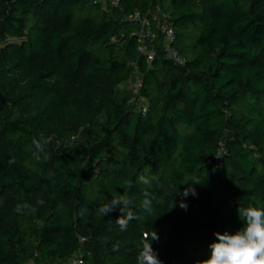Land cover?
Returning <instances> with one entry per match:
<instances>
[{"label": "trees", "instance_id": "obj_1", "mask_svg": "<svg viewBox=\"0 0 264 264\" xmlns=\"http://www.w3.org/2000/svg\"><path fill=\"white\" fill-rule=\"evenodd\" d=\"M106 1L0 0V264H136L149 229L163 264H196L264 208V0ZM135 12L167 18L182 64L155 28L148 62ZM117 193L126 231L96 211Z\"/></svg>", "mask_w": 264, "mask_h": 264}, {"label": "clouds", "instance_id": "obj_2", "mask_svg": "<svg viewBox=\"0 0 264 264\" xmlns=\"http://www.w3.org/2000/svg\"><path fill=\"white\" fill-rule=\"evenodd\" d=\"M48 140L44 137L33 138L32 144L37 153L44 152ZM13 161H10L12 163ZM138 181L149 184L150 180L144 176L138 177ZM199 182L198 180H195ZM191 191L195 195V189H185L184 196ZM179 190L176 195H179ZM140 207L151 213L152 204L155 197L145 191ZM38 205H43V200H37ZM133 201L126 194L117 193L109 200L101 204L96 211L102 216L108 215L111 211L119 209L121 215L115 223L121 231H126L128 224L133 220H139L140 217L132 210ZM175 205H173L174 207ZM179 206L187 210V204L180 201ZM19 214L34 213L37 208L27 201L18 203L14 209ZM86 211V210H83ZM240 220L243 221V227L229 233L227 231L214 233L216 240L209 245L211 249L210 256L205 260L197 261L196 264H264V208L253 206L239 207L237 209ZM158 234L149 229V232L142 240V246L136 257V264H163L159 259L158 253L152 247V242L158 240Z\"/></svg>", "mask_w": 264, "mask_h": 264}, {"label": "built area", "instance_id": "obj_3", "mask_svg": "<svg viewBox=\"0 0 264 264\" xmlns=\"http://www.w3.org/2000/svg\"><path fill=\"white\" fill-rule=\"evenodd\" d=\"M95 2H99L102 4L103 8L106 6V0H94ZM109 3L111 5H117L118 0H110ZM130 19L134 21H138L140 23V32L138 34V50L141 54L146 55L148 62H151L154 59L155 51L152 48H148L147 41L152 39L154 36V29L158 30L159 34L163 35L165 40V51L166 57L176 63L182 64L183 59L178 55V53L171 47L172 42L174 41V29L170 26L167 21V18L164 15H159L158 13H154L151 16L144 15L141 16L138 12H135ZM136 79V85L133 89L134 93H137L139 88L141 87V80L138 78V75L134 76ZM146 111L144 107L142 109ZM80 260L77 255H73L66 263L64 264H79Z\"/></svg>", "mask_w": 264, "mask_h": 264}, {"label": "rangeland", "instance_id": "obj_4", "mask_svg": "<svg viewBox=\"0 0 264 264\" xmlns=\"http://www.w3.org/2000/svg\"><path fill=\"white\" fill-rule=\"evenodd\" d=\"M160 10L162 12H164V13L168 12V10H169V0H164V4H163L162 8H160ZM86 15H87V12H84L83 15H77V18H82V17H85ZM135 80L136 79H131L130 81L120 85L119 87L120 88H128V89L129 88H134L135 85L137 84ZM188 130H190V129H188Z\"/></svg>", "mask_w": 264, "mask_h": 264}]
</instances>
